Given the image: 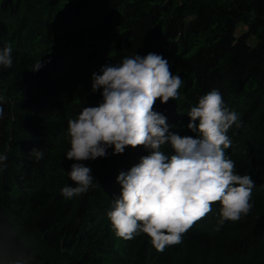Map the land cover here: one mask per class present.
<instances>
[{"label":"trees","instance_id":"16d2710c","mask_svg":"<svg viewBox=\"0 0 264 264\" xmlns=\"http://www.w3.org/2000/svg\"><path fill=\"white\" fill-rule=\"evenodd\" d=\"M9 43L13 65L0 66V154L8 156L0 171V264H264V0H0V48ZM149 52L183 81L178 101L154 105L169 131L196 138L187 113L218 90L242 123L227 133L226 156L255 183L247 216L217 230L215 202L163 252L147 234L118 238L107 217L121 194L120 171L150 154L143 146L112 155L113 146L106 158L82 161L96 187L72 199L61 194L75 186L68 121L103 102L92 74ZM33 148L44 153L39 161ZM161 150L175 154L170 144Z\"/></svg>","mask_w":264,"mask_h":264},{"label":"clouds","instance_id":"9594fccd","mask_svg":"<svg viewBox=\"0 0 264 264\" xmlns=\"http://www.w3.org/2000/svg\"><path fill=\"white\" fill-rule=\"evenodd\" d=\"M12 51L10 43L0 48V66L12 67ZM42 67L38 61L31 70ZM91 81L93 93L102 89L103 102L84 107L77 119L68 121L71 148L67 159L77 163L68 172L75 186L61 189L65 199L96 187L92 168L82 161L106 158L113 146L112 155L123 154L129 146H143L150 154L142 156L130 170L120 171L117 183L122 186L121 194L107 212L118 238L133 240L147 234L156 250L163 252L168 246L181 244L183 234L210 214L215 202L221 204L217 230L250 213L255 183L250 175L237 174L235 162L225 153L232 145L227 133L242 123L239 114L225 106L218 90L201 96L187 113V127L198 133L193 138L170 132L167 117L154 109L157 99L162 104L170 99L178 101L183 84L162 55L126 56L122 63L103 65ZM3 115L0 107V119ZM168 144L174 155L161 150ZM29 154L37 161L44 155L38 148ZM7 160L6 154H0V171L7 168Z\"/></svg>","mask_w":264,"mask_h":264}]
</instances>
